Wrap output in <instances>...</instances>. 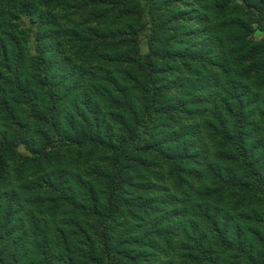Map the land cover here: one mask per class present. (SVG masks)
Listing matches in <instances>:
<instances>
[{
  "label": "trees",
  "instance_id": "16d2710c",
  "mask_svg": "<svg viewBox=\"0 0 264 264\" xmlns=\"http://www.w3.org/2000/svg\"><path fill=\"white\" fill-rule=\"evenodd\" d=\"M159 262L264 264V0H0V264Z\"/></svg>",
  "mask_w": 264,
  "mask_h": 264
},
{
  "label": "rangeland",
  "instance_id": "374dc122",
  "mask_svg": "<svg viewBox=\"0 0 264 264\" xmlns=\"http://www.w3.org/2000/svg\"><path fill=\"white\" fill-rule=\"evenodd\" d=\"M211 237H212V235H211L210 232H209V238H211ZM159 263L163 264L162 262H159Z\"/></svg>",
  "mask_w": 264,
  "mask_h": 264
}]
</instances>
